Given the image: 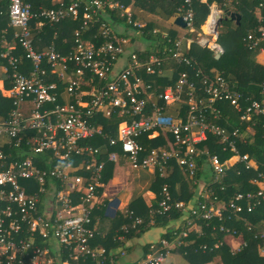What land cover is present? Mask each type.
Listing matches in <instances>:
<instances>
[{
    "label": "built area",
    "instance_id": "obj_1",
    "mask_svg": "<svg viewBox=\"0 0 264 264\" xmlns=\"http://www.w3.org/2000/svg\"><path fill=\"white\" fill-rule=\"evenodd\" d=\"M0 1L8 3L9 23L15 29L12 35L15 44L25 51V58L32 62L31 74L24 75L18 71L21 61L17 57L11 53H0V60L7 58L11 68L5 69V74L12 84L10 97L15 106L9 119L0 123V140L7 138L17 147L23 143L32 145L37 154L54 153L61 163L57 170H50V173L54 179H61L62 182L69 179L67 169L73 171L74 159L82 160L85 165L84 174L74 178L78 197L57 194V211L53 218H46L38 214L40 197L29 195L21 182L37 179L45 184L48 172L34 169L30 160L7 164L8 156L0 149V264H62L63 261L59 263V259L64 256L68 264L89 261L115 264L118 258L126 256L124 251L113 253L105 247L93 245L97 232L91 228L92 212L106 165V162L97 161L96 158L103 156L104 152L107 161L115 163L120 157L116 151L119 148L134 168L153 169L162 178L168 176L172 161L194 176L199 156L207 158L211 172L215 174L214 182L221 181L228 170L238 163L244 164L247 169H259L256 159L239 153L238 145L242 141V131L254 134L256 118H264V82L259 85L260 99L237 90L221 74L205 76L200 71L193 76L189 72H182L174 83L160 90L155 81L164 69L161 58L154 56L150 58V63L143 64L140 57L133 54L125 68L117 73L114 71L115 63L128 41L117 38L115 44L113 38L116 37L106 28L102 32L105 42L99 47L82 40L80 32H76V45L71 53H60L54 44L38 50L35 48L31 22L38 20L37 27H42L46 21L57 24L67 17L76 20L80 14L79 3H73L70 7L61 5L58 9H41L36 13L33 0ZM239 3L240 0H223L224 6ZM193 4L194 0H184L179 10L186 28L196 31ZM115 8L125 11L114 0H90L85 4L84 24L99 22L100 14ZM217 12L221 13L215 9L206 21L204 35L197 43L203 48L208 47L217 58H221L225 49L219 43V25L216 26L212 20ZM128 19L131 23L132 14L128 15ZM245 41L251 49L263 50L264 25L250 33ZM180 47L178 41L175 49H168V59L177 61L179 65L191 66L192 61L180 53ZM45 60L58 83L66 85L73 101L59 103L58 84L48 80L49 71L43 67ZM90 74L105 81L106 86L98 88L93 85L90 89H83L84 85L90 83L86 81ZM29 101L32 109L27 113L24 105ZM226 103L239 113L238 125L246 124L245 130L227 128L222 124L224 120L230 123L229 117L223 116ZM181 104L186 105L185 114L179 110L177 118L166 116L169 106ZM114 114H118L122 122L116 136L112 137L94 121L100 117L110 119ZM161 133L172 136V141L167 142L166 147L148 148L141 143L142 138L152 140ZM27 134H33L29 141L25 137ZM210 135L224 144V151L233 153L224 163L218 156H212L208 149L200 148L209 141ZM98 137L104 139L105 145L95 147L85 144ZM258 176L257 181L261 186L257 193H238L228 204L218 206L211 204L208 207L206 203L197 201L198 210L194 207L191 209L193 216L190 213L186 219L187 226L175 232L173 239H162L152 245L150 253L135 264H163L169 255L187 246L191 234L189 230L196 227L197 221L222 220L226 214L238 216L245 210L254 212L264 209V171ZM160 194L159 207L161 212H167L171 209L172 200L167 183ZM204 199H209V195L206 194ZM176 206L183 207V204ZM141 222L137 217L133 226ZM125 230L128 232L127 227ZM223 230L228 235L239 236L237 231ZM25 231L30 233L31 240L23 238ZM37 232L47 241L54 240L59 249L55 251L50 245H39L35 237ZM261 237L264 239V233ZM222 245L220 241L214 245V249ZM208 247L202 245L201 249L207 251Z\"/></svg>",
    "mask_w": 264,
    "mask_h": 264
},
{
    "label": "trees",
    "instance_id": "obj_2",
    "mask_svg": "<svg viewBox=\"0 0 264 264\" xmlns=\"http://www.w3.org/2000/svg\"><path fill=\"white\" fill-rule=\"evenodd\" d=\"M62 1L63 3H59L58 5H53L50 1L46 0L32 1L35 11H38L37 7L39 5H44L49 9H58L62 7L61 5L70 7L73 3L80 4V14L76 20H73L71 17H67L65 20L57 24H50L46 21L45 25L42 27H37L36 24L38 20H33L31 22L32 33L35 40L37 41V44L40 42L41 47L43 48L54 44L60 53H71L76 45V32H80L82 40L93 41L95 46L99 47L105 42V39L102 37V30L105 28H109L110 30V27L113 26V21L117 24H125L126 26L133 27L137 30V27L134 25L136 17L133 18L132 16V22L130 23L127 17L122 16L123 9L121 8L107 9L105 13L100 14L99 18L101 20L99 22L94 21L85 25V4L90 0ZM116 1L125 6H128L131 2V0ZM212 2L213 0H208L207 3H202L201 0H194L193 9L195 12V26L197 33L202 31V27L205 25L208 17L210 16V5ZM183 3L184 0H182L181 6ZM218 3L224 9H229L231 6L235 7V12L241 16L240 23L231 19L221 20L218 27L219 42L224 47L225 54L219 59H216V56L208 47L202 48L198 44L194 45L192 50L189 52V57L194 59L192 60L191 67L188 72L191 76H193L196 72H198V70H200L202 75L207 76L211 74V72H209L210 68L219 69L220 72H223L224 77L230 76L232 79L240 81L241 84L236 87L237 90L248 96L255 95L257 99H260L259 85L264 82V66L257 64L254 61L260 49H251L249 45H247L245 38L248 37L250 33L255 32L259 26L264 25V0H243L242 5L231 4L228 6L223 5V0H218ZM5 4L6 14L4 13L3 15L1 12V16L4 18L7 15L9 20L7 11L8 3L6 2ZM103 15L110 16L113 20L112 23L105 20ZM103 25L106 26L104 27ZM143 30L146 37L152 39V36L150 35L152 27L150 26ZM110 32L113 36L114 34L112 31ZM177 37L176 32H171L167 38H162L159 47L154 54L163 57V55L168 53V49H175L178 40ZM113 41L117 44V38H113ZM262 47L264 49V45H262ZM139 57L142 59L140 55ZM200 62H203L202 64H204V70L200 69ZM43 65L45 69L49 70L47 60L44 61ZM86 81L90 83L88 85H84L83 89H90L93 85H96L98 88L106 86L105 81L93 77L92 74L86 78ZM155 82L158 86H160V90L164 89L163 86H165V84L163 82L158 80ZM5 100V98H1V101ZM12 106H14L13 102ZM177 106H175L177 113L179 110L184 111V114L186 113L187 108L185 104ZM223 114L224 117H229L230 119V123H227L228 121L226 120L222 122L224 126L227 125V128L239 127L241 128V131L242 129L245 130L246 124L243 126L238 125L240 123V115L239 113H236L230 104L226 103L223 106ZM120 119L121 118L118 114H114V116L110 119L100 117L94 121V124L102 126L107 135L115 137L117 134L118 124L122 121V119ZM249 125H251V123H249ZM242 133L243 137L242 141L239 142L238 151L242 155L248 154L256 159L257 163L260 165L257 171L255 169H247L244 164L238 163L228 170L226 176L221 181L214 182L215 174L211 172V168L209 167L210 164L207 161V158L202 156L198 157L197 170L194 176H191L187 170L180 167L175 161H172V168L166 178L160 177L158 173L159 191L157 203L150 209H146L144 212L142 211L138 213L137 211H128L127 215L129 219L124 223L127 225L124 227V224L121 225L122 227L118 225L120 228L118 233H116L115 238H113L112 242L114 244L111 246L108 245L112 239L110 238L108 241L103 243L104 247L108 251H113V249L115 250L117 247L124 245L126 239L139 236L153 227L166 229L172 221L179 219H183V222L178 229L182 230L185 226H187L186 219L190 216V213L191 217L193 216L191 209L194 207L198 210L197 201L206 203L208 207H210L211 204L218 206L221 204H228L238 193H243L245 195L248 193H257L261 186L257 181L259 180L258 173L264 171V118H256L254 134L246 133V131H242ZM5 139L9 141V139ZM96 139L102 140L103 138L98 137L88 140L85 144H92ZM157 140L158 141L155 140V143H151L154 140L142 138L141 143L146 147L148 146V148L149 146L151 148L164 144L162 140ZM104 142L103 145H105ZM224 147V144H222L220 140L213 135L209 136V141L207 143L200 146L202 149H208L212 156H218L222 163L233 155L231 151H224ZM29 150L30 146L26 143H23L21 147H17L15 142L10 141L7 148L3 150L8 156L7 164L13 161L23 162L26 158V154L29 155ZM18 151H22L24 154H20ZM80 162L81 161L77 160L75 165ZM52 181L57 180L54 179ZM165 183L169 185V190L172 196L171 209L167 212H161V208L158 203L161 198L160 193L162 191V187ZM201 184H204V189L198 191V187L201 186ZM206 194L209 195V199L207 200L204 199ZM77 200L74 202L76 203ZM177 204H183V207H177ZM131 212L134 215H131ZM137 217L140 218L142 222L134 227L133 224L135 223ZM196 226L201 227V234H192L190 229L189 231H191V234L190 238L187 239V246L185 245L184 248L178 250L179 252L186 253L187 257L194 261V264H205L217 256H221L225 264H264V255L261 254V251L264 249V239L261 237L264 233L263 208L254 212H248L245 210L238 216L232 213L226 214L222 220L220 218H214L211 221L200 220L196 222ZM125 227L128 228V232H126ZM223 229H231L237 231V235H243L245 245L238 252H233L224 243L219 249H214V245L220 241L222 242L224 237L227 235ZM121 236H124L123 241L119 240ZM29 237L30 233L25 231L23 233V238L28 239ZM39 237L42 238L41 236ZM174 237V233L171 231H167L166 234L163 235V239L171 240ZM39 239H37L38 243L40 245L44 244V242ZM95 241V245L98 244L97 240ZM202 245H208V250L203 251L201 249ZM63 258L67 257L64 256ZM119 260L120 259L118 258V261ZM118 261H116L115 264H117ZM84 264L96 263L89 261Z\"/></svg>",
    "mask_w": 264,
    "mask_h": 264
},
{
    "label": "crops",
    "instance_id": "obj_3",
    "mask_svg": "<svg viewBox=\"0 0 264 264\" xmlns=\"http://www.w3.org/2000/svg\"><path fill=\"white\" fill-rule=\"evenodd\" d=\"M50 1L53 5L62 4V0H46ZM120 6L125 8V11L122 10V16L128 18L129 14H132L133 18L136 17L135 26L137 27L138 36L146 40L147 45H142L140 41H138L135 37L130 38L123 32H115L116 27L121 26L117 24L115 21L110 18L108 15H103L105 20L112 23L113 26L106 28V30L112 31L113 36L119 39L127 40L128 47H124V52L119 57V59L115 63L114 71L120 72L123 68H125L131 61L132 55H140L142 59L141 63L147 64L150 63L151 57L161 58L164 63L162 65L163 71L162 74L156 78V80L163 82L165 84L164 89L170 86L173 82H175L178 76L182 72H188L191 66L179 65L177 61H173L168 59L169 53L163 55V57L154 54L159 47L161 39H165L169 36V33L176 32L177 33V42L181 43L180 53L185 57H189V52L192 50L194 45L198 43L194 40L193 37H184L182 35V29L184 27L178 25L176 23L177 19L182 17L180 13V8L182 0H131L128 6L121 4L114 0ZM243 1V0H242ZM242 1L240 0L239 5H242ZM202 3H207L208 0H201ZM6 2L0 1V53L7 54L11 53L13 56L17 57L21 63L18 67V71L24 75H30L32 72V62L25 58V51L17 44H15L13 40V33L15 29L10 26L7 15L3 18L2 13L6 14L5 4ZM88 3V2H87ZM181 6V7H180ZM8 7V4H7ZM35 7L33 6V9ZM38 13L41 9H49L44 5H39L37 7ZM218 9L223 13L225 11H229L231 13L235 12V7L231 6L229 9H224L218 3V0H213L210 5V10L212 15L213 11ZM8 11V9H7ZM2 12V13H1ZM237 14V13H236ZM210 17V16H209ZM208 17V19H209ZM101 20V19H100ZM236 22V20H234ZM37 25V24H36ZM106 26V25H105ZM152 27L151 36L152 39L146 37L144 34L145 28ZM128 27V26H127ZM131 28V27H129ZM186 29V27H185ZM103 32V30H102ZM205 25L202 27V31L200 34L204 35ZM129 39V40H128ZM89 41V40H88ZM93 43V41H90ZM136 42L137 49L134 51L130 50V47ZM35 48L41 49V43L37 44V41L34 37ZM52 45V44H51ZM126 45V46H127ZM47 47V46H45ZM138 53V54H137ZM255 57V56H254ZM146 58V59H144ZM194 58H190L192 61ZM216 59H219L216 57ZM254 61L257 64L264 66V49L260 50L256 55ZM203 62H200V69L204 70ZM185 67V68H184ZM5 69L11 70L8 64V59L0 60V123L6 122L11 116L12 112L15 109V106H12L13 99L10 97L12 84L7 81V77L5 74ZM183 69V70H181ZM187 69V70H185ZM49 75L47 76L48 80L53 83L58 84V94H59V103L65 104L74 100L67 92L66 85H62L58 83L56 75L52 70H48ZM200 71V70H198ZM201 72V71H200ZM210 75L213 76L215 74L223 75V72H220L219 69L210 68ZM143 78L147 80L146 75H143ZM229 79L235 87H238L240 83L239 80H234L232 77H226ZM1 98H5V101H1ZM25 112L30 113L32 109L31 102H26L24 105ZM166 115L172 118H177L178 113L176 112L175 106H169L166 111ZM121 120V119H120ZM122 122V121H121ZM120 122V123H121ZM118 124V127L120 125ZM118 131V129H117ZM159 132L161 130H158ZM33 134H27L25 137L27 141L31 139ZM29 137V138H28ZM147 138V137H144ZM160 139L163 141V145H159L162 147H166L167 142L172 141V136L161 133L160 136L152 139L151 143H155ZM149 140V139H148ZM156 140V141H155ZM104 140L96 139L93 141L92 146L101 147L103 146ZM10 141H7L5 138L0 140V149L5 150L9 145ZM100 143V144H99ZM30 146L29 155L26 154L25 160H30L33 163V168L39 171H47V180L45 184L40 183L37 179L34 180H25L22 185L27 189L29 195L31 196H39L40 197V205L38 209V214L44 215L46 218H53L55 212L57 211V194H65L69 195L71 198L78 197L75 192L76 185L74 183L75 176L84 174V167L82 160L74 159L73 163L81 161L79 164L77 163L73 169V171H69L67 169V173L69 174L67 180L61 181V179H55L54 176L51 175L50 170L55 171L60 167L61 161L56 158L54 153L49 151L45 154H37L33 151L32 145ZM156 146V147H159ZM148 147V146H147ZM150 148V146H149ZM152 148V147H151ZM119 153L120 157L117 162H108L107 154L104 152L103 156H99L97 161L106 162L105 169L103 171V178L101 180V187L99 188V192L97 195V199L94 204L93 212H92V225L91 228L97 232V242L98 244L94 245L97 247H104V242L108 241L110 238L111 241L108 245H113V238H115L116 233L121 225L129 219L127 212L132 210V212L137 211L144 212L146 209H150L154 204L158 201V181L159 175L158 171L149 168H134L126 158L119 148L116 149ZM20 154H24L22 151H18ZM78 158V157H77ZM72 174V175H71ZM48 181V182H47ZM74 188V189H73ZM193 204V203H192ZM194 205V204H193ZM183 219L172 221L169 226L164 228L153 227L147 230L145 233L134 236L130 239H126L125 244L117 247L115 250L113 249V253H118L120 251H124L126 256L119 258L117 264H135L142 259H144L150 253V247L154 244H158L162 239L163 235L166 234L167 231H171L173 233L179 231ZM120 225V227L118 226ZM127 225V224H126ZM125 224L123 225L126 226ZM195 230L192 234H201V227L197 226L194 228ZM32 235V234H31ZM40 235L38 232L35 234L36 239H39ZM42 237V236H41ZM32 237H29L28 240H31ZM124 236H121L119 240L123 241ZM39 240H42L44 244L41 246L50 245L55 251L59 249L58 244L54 240L47 241L43 237ZM38 242V241H37ZM229 249L233 252H238L245 243L243 235L233 236L227 235L224 237L223 241ZM39 244V243H38ZM40 245V244H39ZM109 246V247H110ZM55 254V253H53ZM261 254L264 255V253ZM66 258L59 259V263L68 264ZM194 261L190 260L187 257L186 253H182L179 251L174 252L169 255L163 264H194ZM205 264H225L224 260L221 256H217L212 258L209 262Z\"/></svg>",
    "mask_w": 264,
    "mask_h": 264
},
{
    "label": "rangeland",
    "instance_id": "obj_4",
    "mask_svg": "<svg viewBox=\"0 0 264 264\" xmlns=\"http://www.w3.org/2000/svg\"><path fill=\"white\" fill-rule=\"evenodd\" d=\"M115 32H123L124 34H126L127 36H129L130 38H132V37H135L138 41H140V43L142 44V45H147L146 44V40H143V38H141V37H139L138 35L139 34H137V32H136V30L133 28V27H131V28H129V27H127L125 24H122L121 26H118V27H116V31ZM182 35L184 36V37H193L194 38V40L196 41V42H198V41H200V39L202 38V35L200 34V33H197V31H192V30H189V29H182ZM211 39L212 40H214V38L213 37H211ZM129 40V39H128ZM220 43V42H219ZM127 45V44H126ZM124 46L125 47V49H126V47H128V45L127 46ZM136 42L133 44V46L132 47H130V50L131 51H134V50H136L137 49V47H136ZM201 47V46H200ZM203 48V47H202ZM138 54V53H137ZM138 56H139V54H138ZM202 189H204V184H201V186H199L198 187V191L199 190H202ZM197 227V226H196ZM195 228V227H194ZM194 228H192L191 229V231L193 232L195 229Z\"/></svg>",
    "mask_w": 264,
    "mask_h": 264
},
{
    "label": "water",
    "instance_id": "obj_5",
    "mask_svg": "<svg viewBox=\"0 0 264 264\" xmlns=\"http://www.w3.org/2000/svg\"><path fill=\"white\" fill-rule=\"evenodd\" d=\"M222 19H231V20H236L237 23H240V20H241V16L239 14H236V13H231L229 11H225L223 13V16L220 12H217V13H214L213 15V23L218 26L221 22ZM176 23L182 27H186V24L183 20L182 17L178 18Z\"/></svg>",
    "mask_w": 264,
    "mask_h": 264
}]
</instances>
